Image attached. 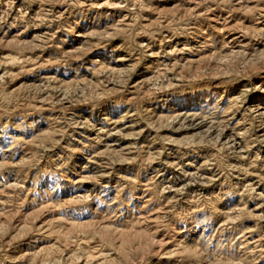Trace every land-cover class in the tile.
<instances>
[{
    "label": "rangeland",
    "instance_id": "rangeland-1",
    "mask_svg": "<svg viewBox=\"0 0 264 264\" xmlns=\"http://www.w3.org/2000/svg\"><path fill=\"white\" fill-rule=\"evenodd\" d=\"M0 264H264V0H0Z\"/></svg>",
    "mask_w": 264,
    "mask_h": 264
}]
</instances>
